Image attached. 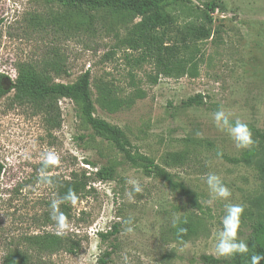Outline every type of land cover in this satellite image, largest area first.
<instances>
[{
	"label": "rangeland",
	"instance_id": "obj_1",
	"mask_svg": "<svg viewBox=\"0 0 264 264\" xmlns=\"http://www.w3.org/2000/svg\"><path fill=\"white\" fill-rule=\"evenodd\" d=\"M192 7L202 9L196 2ZM55 11L44 0H0V74L15 81L22 66L45 73L44 68L54 63L60 76L51 70V77L73 83L90 71L95 116L123 129L133 152L150 158L182 183L197 196L199 208L95 137L71 100H58L61 126L53 127L33 105L15 103L11 93L0 100V264L9 252L26 251L30 238L58 232L82 240L80 253L30 250L36 262L101 264L103 254L109 252L106 264H210L204 260L209 257L230 264L231 256L214 252L224 205L244 206L237 235L247 243L264 217V0H222L211 15L212 37L198 45V76L160 77L156 84L152 64L115 48L113 36L74 38L47 26L46 17ZM195 12L182 11L181 23L197 21L201 13ZM100 86L110 87L116 98L127 103L139 91L144 97L108 112L98 103ZM197 95L204 97L202 106H182ZM221 108L230 121L248 125L254 141L250 147L238 148L227 130L217 128L213 113ZM252 149L256 154L246 162ZM48 151L60 158L47 170L53 180L50 185L39 182L42 156ZM171 154L182 155L181 162L170 161ZM104 167L113 170L111 180L96 177ZM209 173L219 175L229 188L227 200L209 203L205 183ZM74 178L88 182V188L75 204L59 205L67 223L58 229L50 219V203L60 197L58 185ZM129 181L141 191L133 192ZM175 215L186 220L181 223L193 225V232L183 240L172 227ZM129 218L132 224L126 225ZM127 227L132 230L126 231ZM107 233L114 235L100 237Z\"/></svg>",
	"mask_w": 264,
	"mask_h": 264
},
{
	"label": "trees",
	"instance_id": "obj_2",
	"mask_svg": "<svg viewBox=\"0 0 264 264\" xmlns=\"http://www.w3.org/2000/svg\"><path fill=\"white\" fill-rule=\"evenodd\" d=\"M53 4L56 11L46 17L47 26L56 28L67 36L79 37L81 34L96 36L102 34L113 36L115 48L125 49L139 55L138 62L151 63L155 70L154 84L160 77L196 78L199 73L201 50L199 43L209 40L213 35V15L222 0H44ZM199 3L202 9H194L193 3ZM196 13L197 21L181 23L180 13L183 11ZM109 55V54H108ZM45 73H39L33 66L25 65L19 68L15 81L0 74V100L14 93L13 100L18 105L31 104L42 112L48 123L60 127L59 99H68L79 107V117L89 126L93 135L112 144L123 158L133 167L143 171L146 176L161 179L173 190H179L193 207L199 208L197 196L187 190L182 183H177L172 176L150 158L133 152V146L123 129L112 125L95 116L92 99V78L90 71L80 75L73 83H61L51 77V70L57 77L60 69L57 64L50 63L44 68ZM49 70V71H48ZM48 71V72H47ZM47 72V73H46ZM65 75L69 73L65 70ZM98 103L108 112L123 108L125 104L142 99L144 93L139 91L135 98L127 103L116 98V93L108 86L98 88ZM204 104V97L197 95L183 102L184 108L198 107ZM264 149V147H263ZM256 154L250 150L245 155L248 162ZM170 161L181 162L182 155L171 154ZM92 165L91 163H88ZM3 166L0 163V181ZM264 175V166L261 168ZM99 180H111L113 170L101 168L96 172ZM74 190L78 200L87 191L88 182L74 178L58 185L60 197L69 189ZM91 189V188H90ZM70 202L63 203V206ZM184 229V231H180ZM117 231V227L114 226ZM193 232V225L180 223L177 235L180 240L187 238ZM113 233L100 234L103 239L113 236ZM26 251L14 250L7 254L3 264H41L36 262L30 250L38 254H56L65 252L77 255L82 249V240L74 235L43 234L30 238ZM249 253L231 256L230 264H250V256L254 253L264 254V217L254 226L248 242ZM111 254H103L101 264L110 260ZM210 264H219L214 258H204ZM45 264V263H43ZM264 264V260L261 261Z\"/></svg>",
	"mask_w": 264,
	"mask_h": 264
},
{
	"label": "clouds",
	"instance_id": "obj_3",
	"mask_svg": "<svg viewBox=\"0 0 264 264\" xmlns=\"http://www.w3.org/2000/svg\"><path fill=\"white\" fill-rule=\"evenodd\" d=\"M213 119L217 128L227 130L228 135L233 140L238 148H248L254 141L252 139V133L248 125L241 120L230 121L229 114H227L222 108L213 113ZM199 135V133H198ZM217 155H222L218 152ZM59 156L53 152L48 151L43 154L41 160V168L39 170V182L42 184H52V178L47 174V170L50 166L59 164ZM133 184V192H140L141 189L134 181H129ZM205 183L208 188L211 203L213 200L221 199L227 200L231 196L229 188L224 184L219 175L215 173H209L205 177ZM131 196V193H129ZM77 193L71 188L59 199H53L50 203V219L55 222L58 229H63L67 223V217L60 211L59 205L61 203L70 202L75 204L78 200ZM224 215L221 219V228L216 234L214 243V252L219 257H230L234 255H244L249 253L248 243L242 239H238V231L240 226V217L244 211V206L238 203L228 202L224 205ZM182 220L179 215H175L172 219V227L176 228ZM126 225L132 224V219L129 218L124 222ZM131 227H127L126 231H131ZM184 231V229H180ZM57 234H60L59 232ZM264 260V254L254 253L250 256V264H261Z\"/></svg>",
	"mask_w": 264,
	"mask_h": 264
},
{
	"label": "built area",
	"instance_id": "obj_4",
	"mask_svg": "<svg viewBox=\"0 0 264 264\" xmlns=\"http://www.w3.org/2000/svg\"><path fill=\"white\" fill-rule=\"evenodd\" d=\"M57 82H61V81H58V80H57ZM61 83H64V82H61ZM64 84H67V83H64Z\"/></svg>",
	"mask_w": 264,
	"mask_h": 264
}]
</instances>
